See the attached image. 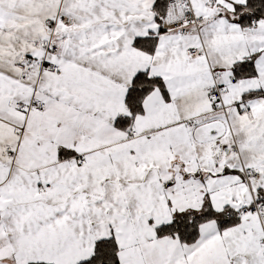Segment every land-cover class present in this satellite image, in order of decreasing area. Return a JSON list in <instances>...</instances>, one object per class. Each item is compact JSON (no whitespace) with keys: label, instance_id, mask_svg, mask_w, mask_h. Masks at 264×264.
I'll use <instances>...</instances> for the list:
<instances>
[{"label":"snow or ice","instance_id":"6c2138e0","mask_svg":"<svg viewBox=\"0 0 264 264\" xmlns=\"http://www.w3.org/2000/svg\"><path fill=\"white\" fill-rule=\"evenodd\" d=\"M0 264H264V0H0Z\"/></svg>","mask_w":264,"mask_h":264}]
</instances>
